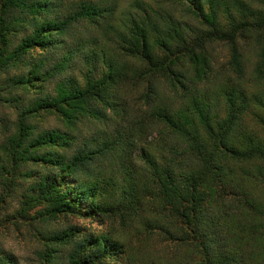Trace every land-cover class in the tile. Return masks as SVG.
<instances>
[{
	"label": "trees",
	"instance_id": "16d2710c",
	"mask_svg": "<svg viewBox=\"0 0 264 264\" xmlns=\"http://www.w3.org/2000/svg\"><path fill=\"white\" fill-rule=\"evenodd\" d=\"M0 186L36 264H264V0H0Z\"/></svg>",
	"mask_w": 264,
	"mask_h": 264
},
{
	"label": "rangeland",
	"instance_id": "374dc122",
	"mask_svg": "<svg viewBox=\"0 0 264 264\" xmlns=\"http://www.w3.org/2000/svg\"><path fill=\"white\" fill-rule=\"evenodd\" d=\"M216 52L218 53V65L225 60V49L219 45H215ZM250 61L254 57L249 56ZM251 62L248 63L250 68ZM48 125H55L54 120H50ZM4 190L0 186V194ZM21 191V190H20ZM7 197V204H3L0 209V247L6 252L13 253L18 260L17 264H36L34 250L38 247L35 237L33 236L34 226L37 222H24L21 220L9 221L7 216L11 215L17 207H19V199L16 196ZM64 224L59 220L53 222L51 226H60Z\"/></svg>",
	"mask_w": 264,
	"mask_h": 264
}]
</instances>
